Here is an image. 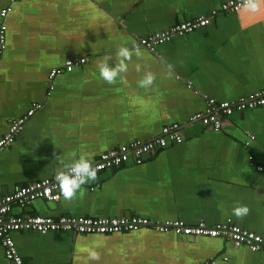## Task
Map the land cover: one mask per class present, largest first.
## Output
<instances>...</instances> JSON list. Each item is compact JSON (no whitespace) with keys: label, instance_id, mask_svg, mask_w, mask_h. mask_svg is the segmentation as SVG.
<instances>
[{"label":"crops","instance_id":"1","mask_svg":"<svg viewBox=\"0 0 264 264\" xmlns=\"http://www.w3.org/2000/svg\"><path fill=\"white\" fill-rule=\"evenodd\" d=\"M225 0H14L0 60V136L26 114L14 141L0 153V197L51 176L64 160H89L134 139H150L178 122L183 140L139 164L100 171L73 201L36 199L18 214L138 215L212 225L227 218L264 237V106L234 111L222 129L189 117L209 98L234 100L264 88V0L256 9L218 12L212 22L174 36L150 51L139 39L199 15ZM0 0V10L8 4ZM138 48L127 73L107 84L97 64L119 46ZM86 58L63 71L50 88L48 74L67 59ZM139 66L140 71H137ZM146 71L149 88L139 86ZM264 169V168H263ZM247 205L243 218L234 203ZM27 264H264V252L225 237L177 235L151 227L116 233L16 231ZM95 248L99 261H91ZM0 264H10L0 244Z\"/></svg>","mask_w":264,"mask_h":264},{"label":"built area","instance_id":"2","mask_svg":"<svg viewBox=\"0 0 264 264\" xmlns=\"http://www.w3.org/2000/svg\"><path fill=\"white\" fill-rule=\"evenodd\" d=\"M1 8L0 17L5 18L11 11V3ZM258 0H256L257 2ZM245 6V0H225L218 8H213L207 15L180 21L167 29L153 31L139 39L140 45L152 51L156 46L168 42L174 36H181L195 29L206 26L218 12H237ZM6 24L0 25V60L6 48ZM86 58L67 59L58 67H54L48 74L50 88L53 80L63 71H71L74 66L81 65ZM39 106V105H37ZM34 103L26 114L10 121L7 131L0 136V153L14 141L15 136L23 128L26 120L37 107ZM264 106V88L242 95L234 100H216L209 98L206 108L192 114L188 122L199 123L214 130H220L226 118L234 111H245ZM183 125L172 122L162 126L160 133L150 139H134L130 142L101 152L97 158L89 160L97 169V173L104 170L120 167L124 164H139L148 155L170 143H180L183 140ZM258 170H264V165H259ZM55 173L51 176L28 182L15 188L11 193L0 197V244L3 247L5 258L10 264H27L18 252L12 233L16 231H34L40 234L55 231H73L79 233H116L133 231L141 227H151L158 232H173L177 235L225 237L237 247L246 246L252 252H264V237L250 231L231 218L209 225L203 221L190 225L181 219L153 221L138 215L121 216H91L61 214L56 217L40 214H18L15 208H24L36 199L58 201L61 192L54 180ZM213 261L205 264H213Z\"/></svg>","mask_w":264,"mask_h":264},{"label":"clouds","instance_id":"3","mask_svg":"<svg viewBox=\"0 0 264 264\" xmlns=\"http://www.w3.org/2000/svg\"><path fill=\"white\" fill-rule=\"evenodd\" d=\"M245 6L254 11L257 7L256 0H245ZM133 55L141 56L140 50L138 48L132 49L125 45L119 46L114 53V65L110 66L109 64L111 56H107L98 62L97 69L100 78L107 84H115L117 77H121L122 74L128 72V61L132 59ZM137 71H140L139 66H137ZM155 79L154 73L146 71L138 83L142 88H149L154 84ZM55 159L60 166L55 172L54 180L66 201L75 200L82 186L95 181L97 178V169L83 154L78 157L74 156L67 161L62 159L60 155L56 156ZM231 211L235 217L243 218L248 215L250 210L247 205L237 202L233 204ZM87 254L91 261H99L100 259V254L95 248H88Z\"/></svg>","mask_w":264,"mask_h":264}]
</instances>
